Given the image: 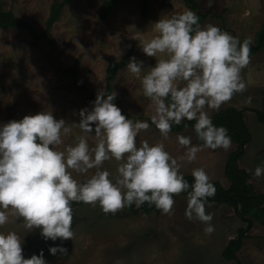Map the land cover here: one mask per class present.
Wrapping results in <instances>:
<instances>
[{
	"label": "rangeland",
	"instance_id": "374dc122",
	"mask_svg": "<svg viewBox=\"0 0 264 264\" xmlns=\"http://www.w3.org/2000/svg\"><path fill=\"white\" fill-rule=\"evenodd\" d=\"M54 0H0L3 8L12 9L25 19L20 27H0V126L10 120H21L25 115L51 111L54 118L67 123H79L81 109L93 107L92 100H84L85 91L104 89L109 57L120 58L130 48L126 64L116 70L112 91L120 99L118 105L122 114L133 121L149 123L146 131L137 136V145L147 140L155 144L163 140L158 129L151 123L153 114L151 101L143 94L142 77L156 60L164 58L147 56L141 48V41L151 39L156 33L153 25L160 19L191 10L184 0H149L145 13L142 0H118L108 16H100L104 0H67L58 20L53 24L52 34L63 48L61 63L64 68L75 66L76 80L62 75L57 61V51L46 36L34 38L30 23L37 32L45 27L50 5ZM201 12L199 23L203 27L212 24L224 26L226 32L240 39L254 40L264 23V0H213L206 6V0H196ZM131 57L143 61L139 76L127 70ZM249 65L242 70L246 91L237 93L231 101L221 107L233 105L244 109V119L251 132V139L244 146L239 166L252 171L254 188L264 193V176L254 177L257 166L264 167V123L257 120L254 108L260 107L264 90V48L250 54ZM75 82L82 83L81 88ZM250 102H246L248 98ZM117 106V105H116ZM209 116L215 110L206 109ZM93 129L95 125H92ZM191 138L193 145H202L191 129L171 131L164 140L165 150L173 157L182 154L177 135ZM92 134H86L74 127L58 150L74 145L76 138L86 136L91 146L95 145ZM229 150L202 148L192 163L184 162L182 173H191L194 168H204L210 181L218 180L224 187L229 179L223 168ZM118 162L105 161L102 170L116 176ZM72 171V170H70ZM89 171L87 176L94 174ZM78 182L87 176L72 171ZM171 215L160 212L133 214L121 210L116 214H104L99 205H78L73 208V240H45L40 229L27 230L22 220L9 216V223L0 226V232L15 231L21 237L25 259L43 251L46 264H228L221 252L227 240L243 225L242 220L227 204L214 206L206 203V213L212 214L214 232L206 235L205 224L188 220L185 216L187 196L174 197ZM50 247H64L67 254L52 255ZM241 264H264V226L257 220L249 230L238 252Z\"/></svg>",
	"mask_w": 264,
	"mask_h": 264
},
{
	"label": "clouds",
	"instance_id": "9594fccd",
	"mask_svg": "<svg viewBox=\"0 0 264 264\" xmlns=\"http://www.w3.org/2000/svg\"><path fill=\"white\" fill-rule=\"evenodd\" d=\"M213 0H206L211 7ZM156 33L141 41L149 57L161 54L142 77L143 94L151 101V123L163 140L137 145V136L150 127L146 121L127 118L113 102L116 93H97L93 107L81 109L79 123L54 118L51 111L25 115L0 126V226L9 216L23 221L31 231L40 229L45 240H73V202L99 205L104 214H116L135 204L146 202L163 214L171 215L174 196L187 193L185 216L206 226V235L214 232L212 214L206 213L207 198L216 189L204 168H194L191 185L181 172L184 162L192 163L202 148L229 150L228 130L215 126L206 109L219 110L237 93L246 91L242 70L250 61L251 40L242 42L212 24L203 27L191 10L160 18L153 25ZM143 61L131 57L127 70L139 76ZM106 97V98H105ZM249 97L246 102H250ZM195 121L194 131L202 145L177 135L183 152L173 157L165 150L173 124ZM92 125H95L93 129ZM74 127L86 134L94 131L95 145L86 136L63 150L62 136ZM118 162L116 176L102 170L105 161ZM94 174L87 176L90 170ZM87 176L84 182L73 178L72 171ZM254 177L264 176L257 166ZM52 255L67 254L64 247H50ZM0 264H46L43 251L25 259L21 237L15 231L0 232Z\"/></svg>",
	"mask_w": 264,
	"mask_h": 264
},
{
	"label": "trees",
	"instance_id": "16d2710c",
	"mask_svg": "<svg viewBox=\"0 0 264 264\" xmlns=\"http://www.w3.org/2000/svg\"><path fill=\"white\" fill-rule=\"evenodd\" d=\"M117 1L118 0L103 1L100 12L101 18L105 19L108 16L111 8ZM184 1L189 5L190 8L196 10L197 15L201 16V12L198 9L196 0ZM66 2L67 0H54L51 3L49 14L45 21V27L41 32H37L31 23L30 26L32 30V36L34 38L46 36L52 42L54 48L57 51V61L59 62L58 67L62 75L71 76L74 80H76L78 69L74 65L67 68L63 67L61 63L63 48L58 44L57 40L52 34L53 24L58 20L62 8ZM148 4L149 0H142L143 13L146 12ZM25 22V19L15 14L12 9H5L0 3L1 28L20 27ZM219 28L222 31L225 30L224 26ZM233 37L237 36L235 35ZM244 39L245 38L240 39L241 42ZM250 40V54H255L264 48V23H262L259 27L254 40ZM130 54L131 49L129 48L120 58L109 57L107 59L106 69H104L106 72V78L103 89L106 94H111L113 92L112 85L116 76V70L126 64ZM75 83L78 84L79 87L84 88L82 83ZM97 93L98 91H85L84 100L86 102H90L96 99ZM113 102L117 105V107H119L118 105H120V99L117 96ZM253 111L255 112L257 120L264 123V90H262L260 107L254 108ZM210 117L215 126H222L228 130V134L231 137L232 143H235L237 147L228 153L224 163L223 171L230 181L229 186L224 187L218 180L210 181L213 183L216 193L213 197L207 198L206 203H210L214 206L227 204L233 208L235 214L242 220L243 225H240L236 230V234L227 240L221 252L223 259L228 261V264H241L238 252L242 247L244 239L249 236V230L253 226L254 221L257 220L261 225L264 226V193L254 188V184L251 181L252 171L249 168L240 167L238 162L244 154L245 144H247V142L251 139V132L244 119V109H239L233 105H228L221 107L219 110H215ZM194 124L195 121H188L185 119L180 125L173 124L171 131L178 132L187 128L191 129L198 142L203 144V142L197 138V135L194 131ZM182 174L190 185L194 183V178L192 177L191 173ZM84 181L85 180H82L80 182ZM181 194L187 196L186 192H182ZM83 204L85 203L73 202L71 206L74 208ZM124 209L129 210L133 214H137L139 212L145 214L151 212H160V210L156 209L154 205H149L147 202L141 207H136L135 204H133L132 206L125 207Z\"/></svg>",
	"mask_w": 264,
	"mask_h": 264
}]
</instances>
